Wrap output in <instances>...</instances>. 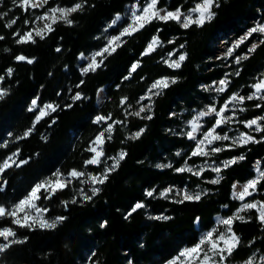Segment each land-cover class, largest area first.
<instances>
[{
	"label": "trees",
	"instance_id": "trees-1",
	"mask_svg": "<svg viewBox=\"0 0 264 264\" xmlns=\"http://www.w3.org/2000/svg\"><path fill=\"white\" fill-rule=\"evenodd\" d=\"M135 1L48 0L50 8L76 3L82 8L71 13L72 23L57 21L43 39L36 36L35 42L18 43L16 33L30 29L28 13L20 0H0V36L4 37L0 39V87L8 90L0 99V163L17 153V163L0 176V205L18 203L41 180L54 178L57 172L87 169L86 162L94 155L92 142L106 126L96 122L97 116L110 115L115 123L113 134L105 141L106 155L126 153L91 199L76 198L72 184L55 194L41 190L40 204L48 214L66 217L55 229L20 227L13 223V217H0V229L10 227L17 240L25 241L0 253V264H162L183 247L194 246L202 230L216 225L217 215L231 216L240 208L241 201L232 196L234 182L254 177L257 160L264 171V132L256 133L260 142L224 153L223 157L240 155L244 159L223 168L221 179L213 184L191 172L176 171L184 163L205 157L192 156V140L171 130L175 121L186 116L179 111L211 100L202 89L205 84L228 76L225 97L240 88L246 95L253 90L254 73L264 64V44L230 71L219 59V38L229 33L241 35L256 21L264 20V0H219L220 6L213 9L216 15L202 27L185 29L173 20H153L126 36L114 52L105 54L95 70L83 72L80 55L99 48L105 24ZM200 1L159 0V6L188 10ZM14 19L16 23L8 27ZM259 36L264 40V34ZM154 37L160 45L145 55ZM246 46L247 42L242 48ZM171 51L186 54L179 68L166 63L165 55ZM18 56L33 62L17 60ZM133 65H138L135 71ZM8 69H12L11 74ZM165 75L175 83L171 81L154 97L151 119L136 116L130 105ZM101 87L106 89V98L100 105ZM76 93L82 99L74 100ZM35 99L41 105L55 103L56 111L37 122L39 110L32 108ZM246 104L248 117L264 112V107H256L264 101L247 100ZM142 128L138 138L129 135L131 130ZM29 129L31 133L25 136ZM159 161L171 167H158ZM170 183H201L210 191L199 200L181 203L183 198L158 195ZM258 190L256 197L264 200V181ZM149 191H153L152 196L147 195ZM137 203L145 207L131 212ZM258 215L255 209L247 210L243 211V221H234L232 228L240 245L228 262H241L255 251L264 252V225Z\"/></svg>",
	"mask_w": 264,
	"mask_h": 264
},
{
	"label": "snow or ice",
	"instance_id": "snow-or-ice-1",
	"mask_svg": "<svg viewBox=\"0 0 264 264\" xmlns=\"http://www.w3.org/2000/svg\"><path fill=\"white\" fill-rule=\"evenodd\" d=\"M48 3V0H22L21 6L24 7L25 11H27L28 7L32 8H39L43 7ZM158 0H149V2L146 3L145 6L137 9V11L132 12L133 22L128 27H125L123 31L121 32L120 36L113 37L112 40L109 43V46L105 47L101 52H98L96 55L103 57L105 53L111 54V52H114L116 50L115 46L117 45V41L121 39V36L126 35H132L134 32L139 31L140 29L144 28L146 24L151 23L153 20H161V21H169L173 20L177 23H180L181 26L185 29L191 27L192 25H196L198 27H202L205 22L210 21L214 18L216 13L213 11L214 8L219 7V0H201L200 3H197L193 8L189 10V12L186 14L185 12L181 11L180 8H177L175 11H166L162 8H158ZM82 8V4L77 3L71 8H59V7H53L48 10L47 13H45L44 16L37 17V19L41 20H51L52 24L56 23L58 19H63L67 23H72L70 19H68V16L71 13L77 12ZM57 13H59V17L57 16ZM163 13V14H162ZM195 14V15H194ZM4 15H7V13H4ZM16 20H12L11 23L8 25V27H11L12 24H15ZM27 23V22H26ZM47 30L51 32L52 26L51 24H45L43 28H37L33 29L32 31H28L24 35H20V33H16V35L20 36V39L18 43H25V42H35L33 39V31L35 32L36 36H39L41 39H43V33ZM254 33H261L264 34V24H257L256 26L252 27L246 34L245 37H242L239 41L236 42L235 45H233L232 48L229 49V55H231V52L234 50L235 47H238L240 43H243L246 39L251 37ZM4 37L0 36V39H3ZM159 44L158 38L154 37L152 42L148 45V48L145 55L149 54V52L155 50V46ZM260 44H264V40H261L259 43L252 44V46L249 48V52H255L257 47H259ZM183 47V45H181ZM59 51V49H57ZM248 57L245 56L242 59H247ZM20 61L27 60L28 63H32L33 61L31 59H28L24 56H18L16 58ZM186 59V55H180L178 61H173L169 66L173 68H179L180 62L184 61ZM241 58H237L236 62L239 63ZM100 65L97 63L96 59L93 58L92 62L88 65V67L84 71L89 70H95V68L99 67ZM138 65H133L132 70L135 71L136 67ZM12 69H8V73L11 74ZM239 75V73H236ZM127 78V77H126ZM0 79H3L0 77ZM172 83H175V80H172ZM220 87L217 89L219 92H224L226 90L228 81L227 80H221ZM169 86V81L167 78H162L157 81H155L150 89L148 90L150 93H153V90L157 89H164ZM252 88L255 90L252 94L245 96H240L238 94H234L230 97L229 101L226 102L223 107L217 111L215 107L209 108L205 112H201L200 116H208L210 114H215L216 117H218L215 120V125L203 133V139H200L197 144L195 150L191 153L192 156H208L210 153L205 150L207 146L212 145L215 141L224 140L227 141L230 138L226 133L224 135H220L217 133V128H220L223 124L230 123L232 121L231 116H225L224 113L229 110V104L234 102L244 103L245 100L251 101V100H260L264 101V79L258 80L256 83L252 85ZM5 90L0 89V99L4 98ZM154 94L159 95V91L154 92ZM150 99V97H148ZM74 100H80L82 99V96L80 93H76L73 97ZM126 100V98H125ZM32 104L35 106L37 104L36 100L32 101ZM70 107V105H69ZM257 108L264 107V105L257 104ZM45 110H41L39 115L36 117V121L39 122V120L47 115V109H50L51 111H56V106L52 104H47L44 106ZM31 110V109H30ZM147 109L146 107L142 106L139 111L135 113L136 116H139L141 112H145ZM243 111V109H241ZM147 119H151V116H147ZM111 119V116H97L96 122L99 123L101 121H106ZM261 121H264V116H259L257 118H253L251 120H248L245 123V126L249 129H252L253 126H255V130L257 132H264V125H262ZM54 122V121H53ZM120 123V122H117ZM34 127V126H33ZM199 128V125L196 121L192 122V132H189L187 135L190 139H195L193 136V132H196ZM112 125H109L106 131H111ZM143 130H141L142 132ZM141 132H137L134 134L132 138H138ZM31 133V129H29L28 132L25 133V136L29 135ZM104 137V133H100L97 137L94 143L96 144H102ZM110 138V137H109ZM250 142H260L255 140V138L248 134V133H240L239 136H237L235 139H233V143H239L241 146L246 145ZM223 149L221 147H214L211 148V153H219ZM90 151L95 153V157L88 160L87 164H97L98 158L103 155L101 151H97V149L91 148ZM15 155V154H14ZM126 153L121 152L119 154L118 158H113L115 160V163L113 166L105 170L100 175H93L91 176V183L95 184H103L107 178L110 172L115 171V169L119 166L120 160L124 159ZM179 155V153H177ZM237 159H244V156H240L238 158H234L229 161L224 162V167L227 168L231 164L236 163ZM12 158L8 157L6 160L3 161V163H0V172H3L5 169L12 166V164L9 162ZM27 161H21V163H26ZM158 167H171V165H158ZM214 172L219 173L221 171L220 167H215L212 169ZM178 172H193V169L191 167L188 168H178L176 169ZM203 169L200 171L193 172L194 175H201ZM257 171L259 172V176L255 179H252L248 181L246 184L242 186V190L237 192H234V195L241 201L245 200L246 197L252 196L253 192L257 190V185L261 183V181H264V171H261L259 168V163L257 164ZM83 172H79L76 170H72L68 173V176L71 178H79L83 176ZM63 174L60 172H57L55 174V179H48L42 183H38L35 185V187L32 189L31 193L24 199L20 200L11 211L6 209L3 206H0V217H4L6 215L13 217V223L16 225H19L20 227H28L33 228L34 225H38L40 228L44 229H55L58 225V223L62 222L66 217H55L51 220L43 218L42 215H39V213L46 212V209H38L35 201L40 199V192L43 189L44 191L55 194L56 191L61 190L71 182L69 179L62 178ZM213 184H216L219 182V178L213 179L210 181ZM235 185H233V188L235 189ZM251 190V191H250ZM92 195H95L99 192V188L93 187L92 188ZM171 189L166 190V192H170ZM178 195L180 193H177ZM148 196H152L153 192L149 191L147 193ZM161 195H166V193H162ZM50 198V196L45 197ZM83 198L85 200L91 199V196L84 194ZM201 198L200 193L190 194L186 190L183 192V200L179 202H183L184 200H199ZM73 203L76 201L73 200ZM145 205L142 203H137L131 212H135L137 209L143 208ZM255 209L258 212V220L259 222L264 225V202L262 201H255V202H248L244 203L242 207L239 209L240 212H243L245 210H253ZM36 210L38 215H31L30 211ZM131 212L129 215H131ZM23 214V215H21ZM160 217H157L159 219ZM164 219H168V217H163ZM241 220L243 221L244 218L239 215V212L232 216L228 217L227 219H222L220 221L221 224L226 226V232H218L217 230L209 231L203 237L192 247L185 248L183 251L179 253L177 257H175L173 260L169 261L168 264H225V262L229 259V257L232 256L234 251H236L240 245V237L233 231L232 225L234 221ZM16 232H14L11 228H3L0 230V238L3 239L4 243H0V253L6 251L8 248H10L12 245L17 243H23L25 241L17 240L15 239ZM26 239V238H25ZM218 258V259H217ZM261 264H264V256L261 258ZM256 258L251 257L247 261H245V264H255Z\"/></svg>",
	"mask_w": 264,
	"mask_h": 264
},
{
	"label": "rangeland",
	"instance_id": "rangeland-1",
	"mask_svg": "<svg viewBox=\"0 0 264 264\" xmlns=\"http://www.w3.org/2000/svg\"><path fill=\"white\" fill-rule=\"evenodd\" d=\"M147 2H149V0H144V1L136 0L135 2L130 3L123 13L116 14L113 17V19L109 20L105 24V26L103 28V32L100 35L103 38V44L99 48H94V49H91L89 51L83 52L80 55V57H79V66H80V68L82 69L83 72H87V71H84V70L92 62L93 58L96 59V61H97V63L99 65L101 64L102 59H103L104 56L101 57V56H98L96 54L98 52H101L105 47L109 46V43H110V41L112 40L113 37L120 36V34L123 31V29L125 27H128L130 24H132V22H133L132 12L137 11V9L145 6ZM200 2H198V3H200ZM19 3L22 4V0H20ZM74 5L75 4H73V5H57L55 7L71 8ZM157 7L158 8H162V9H164L166 11H175L176 10V9L175 10L169 9L168 7H160L159 6V0H158ZM49 9H51V8L47 7L46 5H44L43 7H39V8H32V7L29 6L26 12L28 13V18H27L28 22H27V24L30 25V29L26 30L25 32H22L21 35H24L28 31H32L33 29L43 28L45 24H51V26L53 27V25L55 23L52 24L51 20L37 19V17L44 16L45 13H47ZM190 9H188V10L181 9V11H183V12H185L187 14ZM59 15L60 14L57 13L58 17H59ZM70 15L68 16V19H70ZM60 20H63V19H58L57 21H60ZM258 23L259 24H264V20L256 21L253 26L248 27L241 35H236L234 33H229L228 35L222 34L220 36V38H219V47H220V49H219V59H221L222 63L225 65V67H228L230 69V71H233V70H235L237 68V65L241 61L244 60V59H242L243 57H245V56L248 57L250 54L253 53V52H251V53L249 52V48L252 46V44L259 43L261 41L260 36H259L261 33H254L251 37L246 39L243 43H240L238 47L234 48V50L231 52V55L228 54L229 53V49L232 48L233 45H235L236 42L239 41L242 37H245L247 32L252 27L256 26ZM46 32H48V31L45 30L43 35ZM126 36H128V35H126ZM126 36H121V39L119 41H117V45L118 46H120L125 41ZM35 37H36V35H35V32L33 31V39H35ZM246 42H247V46L245 48H242V45L244 43H246ZM159 45H160V40H159V44L157 46H155V48H157ZM118 46H115V47L117 48ZM105 54H108V53H105ZM180 55H186V54L185 53H179L178 51L167 52V54L165 55L166 63L168 65H170L173 61H178ZM237 58H241L239 63L236 62ZM182 62H180V65L182 64ZM162 78H167L169 83L173 80V78L171 76H166L165 75V76H162V77L156 79L155 81H157L159 79H162ZM254 79H255V82H253L251 84V86L254 83H256L258 80L264 79V64L261 65V67L258 68L255 71ZM221 80H227L228 81V84H227V87H226V90H227L228 87H229V84H230V78L228 76H225V77H223L221 79H216V80L212 81L209 84L203 85L202 89H204L205 91H208V93H209L208 97L211 100L210 101L209 100L208 101L204 100L200 107H196V108L189 109V110L182 109L181 111H179L178 113H180V115L186 114V116H182L181 117L182 118L181 122L175 121V123L171 127V130H173L175 133L180 134V135H186L188 137L187 134L189 132H192V122L193 121L197 122V124L199 125V128H198V130L196 132H193V136L195 137V139H191L192 142L194 143L193 151L196 148L197 142L200 139H203V133L206 132L207 130H209L210 128H212L215 125V120L218 118V117H216V115L214 113L210 114L208 116L201 117L200 116L201 112H205L211 107H215L217 109V111H219L223 107V105L226 102L229 101V99H230V97L232 95L238 94L240 96L247 97L248 95L252 94L255 91L252 88L253 90L248 95H246L243 92V88H240V89H237L234 92H232L229 96L225 97L224 94H225L226 90L224 92H219L217 90L220 87H222V85H220V83H219ZM155 81H153L148 86L146 91L139 97V99L137 100V102L134 105H130V108L131 109L133 108V111L135 113L137 111H139V109L142 106H144V107H146L147 110L145 112H141L140 115L141 116H151L152 115L151 113H152V110H153V107H152L153 99L156 96V94H154V92L159 91V93H160L163 90V89L162 90L161 89L153 90V93H150L148 91L150 89L151 85ZM0 89L5 90V93L8 92V90L6 88L0 87ZM261 94H264V93H261ZM148 97H150V99ZM105 98H106V89H105V87H101L100 90H99V93H98V103L101 105L104 102ZM35 100L37 101V104L35 106L32 104V108L33 109H38L39 113H40L41 110H45L44 106L47 105V104H52V105L56 106V104L52 103V102H47V103L41 105L37 99H35ZM246 101L247 100H245L244 103L234 102V103L229 104V110L227 112H225L224 115L225 116H231L232 117V121L230 123L223 124L220 128H217V133L218 134L224 135L226 133L232 139H229L227 141H224V140L215 141L212 145L207 146L205 148V150L208 151L210 154L208 156H204L205 158L203 160H200L198 162H187V163H184L180 168H182V167L183 168L191 167L193 169V172L200 171L201 169H203L202 174L199 175V177H201L205 181H209L210 182L213 179H217V178H219V180L221 179V176H222L221 171L219 173H216L212 169L215 168V167H220L221 170H222L223 168H225L224 167V162L225 161H229V160H232L234 158L240 157V155H235V156H232V157H223L224 153H226L228 149H233V148H235L237 146H240L239 143H235L234 144L233 143V139H235L237 136H239L240 133H248V134L252 135L255 138V140L259 139V136L256 134L258 132L255 130V126H253L252 129H249V128H247L245 126V123H243V122H246V121L251 120L253 118H257L259 116H264V112L261 113V114H256L254 116H250V117L246 116L247 113H248V105L246 104ZM241 109H243V111H241ZM46 111H47L48 114L50 112H52L50 109H47ZM101 122H104L106 124L105 128L100 132V133H102V132L104 133V137H103V141L104 142L102 144H96V143H94V141L96 140V138H95L94 141L92 142V145H91V148L95 147L97 149V151H101L103 153V155L98 158L99 162L97 164H87L88 166L86 167L87 169H85V170H76V171L84 173V175L79 177V178H71V177L68 176V173L60 172V173L63 174L62 178L69 179L71 181L69 184L73 185L74 192H75V197L80 199V200H85L83 198L84 194H87V195L92 197L93 195H92V191L91 190H92L93 187L99 188V190L101 188V184H95L94 185L93 183H91V176L100 175L105 170H107L108 168L113 166L114 163H115V160L113 158H118L119 154L121 152H124V151H120L118 154L112 155V156H107L106 155V152H105V141L107 140L108 137H110L113 134V129H114V124L115 123L113 121H111L110 119L106 120V121H101ZM261 123H262V125H264V121H261ZM109 125H112V129H111L110 132L106 131V129L108 128ZM141 130H144V128L139 129V130H131L129 135L131 137H133L135 133L141 132ZM214 147H221L223 150L221 152H219V153H211V148H214ZM14 154L9 156V157L12 158V160L9 161L12 165L17 163V153H14ZM93 157H95V153H94ZM237 160H239V159H237ZM258 163H259L260 170L263 171V169L261 167L260 160H257L254 163V168H255V176L254 177H252L250 179H247V180H244V181L236 180L234 182V185L236 187H235V189L233 188L232 196L235 199L239 200L234 195V192L238 193L239 191L242 190V186L244 184H246L248 181H250L252 179H255V178H257L259 176V172L257 171V164ZM157 164L158 165H165V163L162 162V161L157 162ZM95 167H97V168H95ZM193 172H191V173H193ZM1 173L2 172H0V176H1ZM48 179H55V177L54 178H46L44 180H41V182H39V183H42V182H44V181H46ZM258 185H257V190L253 192L252 196L246 197L245 200H243V201L239 200V201H241L240 208L242 207V205L244 203L255 202V201L264 202V200H262L261 198L256 197V194L259 193ZM168 189H171V191L170 192H166V190H168ZM185 190L187 192H189L190 194L200 193L201 197L210 191V189L207 186H205L204 184H201V183L195 184V185H191V184L189 185L188 183H184V184L170 183V184L166 185L164 188H162L160 191H158V195H161L162 193H166V195H161V196L183 198V192ZM177 193H180V194L178 195ZM40 196H41V192H40ZM35 203H36L38 209H46L43 205L40 204V199L35 201ZM16 204L17 203H13L9 207H7V206H3V207H5L9 211H11L12 208ZM142 204L144 205V203H142ZM0 206H2V205H0ZM239 209L236 210L234 212V214L231 215V216L221 215V214L217 215L216 216V225L213 228L209 229V230H202L201 233H200V239L203 237V235H205L209 231L217 230L218 232H226V226L221 224L220 221L222 219H227L228 217H232V216L236 215L238 212H239V215L243 217V212H240ZM245 211H247V210H245ZM30 214L31 215H38L36 210H31ZM21 215H23V214H21ZM39 215H42L43 218L49 219V220H51L52 218H55V217H63V216H51V215L48 214V210L47 209H46V212L39 213ZM197 225L200 226L199 222L197 223ZM34 226H38V225H34ZM4 228H10V227H4ZM2 229L3 228H1L0 230H2ZM12 230L15 232L14 229H12ZM15 239H18L17 235H16ZM0 243H4L2 238H0ZM185 248H188V247H183L181 249V251H183ZM179 253L175 257H177L179 255ZM262 256H264V252L255 251L251 256H249L244 261L234 262V263L226 261L225 264H245V261H247L251 257H255L256 258L255 264H261V259L260 258ZM173 259H171V260H173ZM171 260H169V261H171ZM169 261L164 262L162 264H168ZM83 264H89V262L85 261V262H83Z\"/></svg>",
	"mask_w": 264,
	"mask_h": 264
}]
</instances>
